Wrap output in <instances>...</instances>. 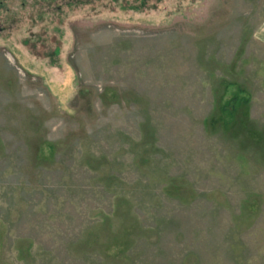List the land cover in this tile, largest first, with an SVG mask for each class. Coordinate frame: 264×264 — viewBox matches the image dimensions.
Wrapping results in <instances>:
<instances>
[{
    "label": "rangeland",
    "instance_id": "374dc122",
    "mask_svg": "<svg viewBox=\"0 0 264 264\" xmlns=\"http://www.w3.org/2000/svg\"><path fill=\"white\" fill-rule=\"evenodd\" d=\"M0 264H264V0H0Z\"/></svg>",
    "mask_w": 264,
    "mask_h": 264
},
{
    "label": "trees",
    "instance_id": "16d2710c",
    "mask_svg": "<svg viewBox=\"0 0 264 264\" xmlns=\"http://www.w3.org/2000/svg\"><path fill=\"white\" fill-rule=\"evenodd\" d=\"M241 100H244L246 102L248 100V97L243 94L236 93L232 98L221 105L220 112L222 119L220 118V120L223 122L222 124H230L234 112L237 110V106H239Z\"/></svg>",
    "mask_w": 264,
    "mask_h": 264
}]
</instances>
